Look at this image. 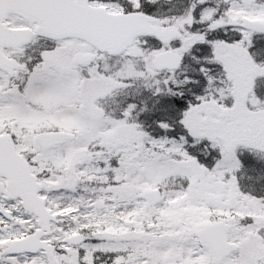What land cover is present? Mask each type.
Instances as JSON below:
<instances>
[{
	"label": "snow or ice",
	"instance_id": "1",
	"mask_svg": "<svg viewBox=\"0 0 264 264\" xmlns=\"http://www.w3.org/2000/svg\"><path fill=\"white\" fill-rule=\"evenodd\" d=\"M0 264H264V0H0Z\"/></svg>",
	"mask_w": 264,
	"mask_h": 264
}]
</instances>
